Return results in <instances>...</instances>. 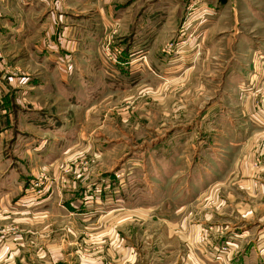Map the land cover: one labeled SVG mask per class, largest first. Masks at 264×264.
Returning <instances> with one entry per match:
<instances>
[{
    "label": "rangeland",
    "instance_id": "rangeland-1",
    "mask_svg": "<svg viewBox=\"0 0 264 264\" xmlns=\"http://www.w3.org/2000/svg\"><path fill=\"white\" fill-rule=\"evenodd\" d=\"M64 10L102 69L70 99L16 88L27 57L0 69V264H264V0Z\"/></svg>",
    "mask_w": 264,
    "mask_h": 264
},
{
    "label": "crops",
    "instance_id": "crops-1",
    "mask_svg": "<svg viewBox=\"0 0 264 264\" xmlns=\"http://www.w3.org/2000/svg\"><path fill=\"white\" fill-rule=\"evenodd\" d=\"M82 1L83 0H0V53L2 56L0 59V69L2 66L8 67V64L20 65V57H27V60H25L26 66L35 69L30 73L33 74L32 76L36 79L35 81L31 79L28 80L27 77H32L28 74H26V77H22L23 79L14 77L13 82H15L16 88L20 87V83L22 86L31 85L27 87V89H37V92L40 94L42 92L44 94L46 86L49 92L55 93L59 98L70 99L67 93H69L68 91L72 92L71 84L73 80L82 85L89 83V80H86L85 76L81 73L89 69H93L96 73L101 72L102 63H100L96 57L90 56L91 48L85 44H81L80 40L74 39L77 34L76 29L78 26L72 24L67 12L64 10L68 8L69 2L78 5L82 3ZM20 8L22 11H20ZM67 20H69V24L66 23ZM59 27H62V29L59 30ZM59 32L64 35L67 42L66 50L62 52L59 49V54H57L56 57L52 54L48 56V52L46 49H43V45H39L40 47H28L24 41L27 35L31 33H40L46 36L48 34L58 35ZM66 35L70 36L69 41ZM20 36H22V40H20ZM23 41L24 44L20 47V43ZM21 48H23V51H21ZM23 67H25V65ZM35 67L39 68L37 69ZM67 68H69V70ZM43 77L46 78L44 80H46L47 85L43 84ZM0 83H3V79H0ZM2 86L3 88L0 89V105H2L1 100L9 96V88L5 87L4 84H2ZM11 88L13 89V87ZM3 112L5 111H2L1 115H5ZM29 125L35 128L39 126V123L35 121L29 123ZM3 137L5 136L0 131V145ZM3 177L4 176L0 178ZM25 197L24 194L23 199ZM34 203L35 202L31 203L30 200H26V203H20V206H22L20 208H26L27 210L28 208H37L40 206ZM65 207L72 212H77L74 219L80 222H82V220H88L90 213L93 215L99 210L98 206L91 210H86L87 208L80 209L75 204H65ZM68 239L71 241L70 238ZM55 246L56 245H49L52 253L56 251ZM70 250L72 252H70L69 256L76 257L77 254L74 248L71 247ZM55 254H57V251ZM65 259L67 260V258Z\"/></svg>",
    "mask_w": 264,
    "mask_h": 264
}]
</instances>
